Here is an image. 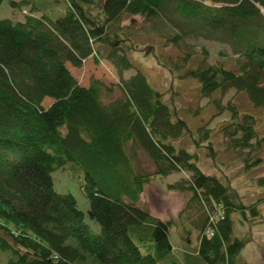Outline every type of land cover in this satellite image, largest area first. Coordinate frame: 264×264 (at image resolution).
I'll list each match as a JSON object with an SVG mask.
<instances>
[{"label":"trees","instance_id":"1","mask_svg":"<svg viewBox=\"0 0 264 264\" xmlns=\"http://www.w3.org/2000/svg\"><path fill=\"white\" fill-rule=\"evenodd\" d=\"M9 1L14 9L31 7L22 19H0V250L11 252L8 264H247L239 255L249 240L235 236L234 218L262 221L264 196L245 203L200 168L197 153L177 144L186 135L213 149L210 131L192 129L184 107L176 98L165 101L166 92L136 66L132 53H152L156 44L140 42L139 29L124 17L145 18L150 25L142 31L161 47H174L160 59L171 76L196 79L215 114L229 111L220 129L225 149L252 168L263 160L264 135L235 97L244 94L264 108V0H211L210 6L206 0H64V13L55 18L29 0ZM202 38L225 45L215 60L198 47ZM89 57L111 62L121 80L81 85L68 63L79 67ZM232 89L235 96L224 103ZM47 97L54 99L49 106ZM139 152L154 162L153 171L136 167ZM68 164L83 173L88 216L100 222V232L73 195L54 189L52 172ZM181 170L188 178L170 187L190 191L187 207H198L201 218L197 247L183 249V259L170 239L174 221L136 205L155 177ZM257 181L264 185V177ZM220 210L223 219L213 222Z\"/></svg>","mask_w":264,"mask_h":264},{"label":"rangeland","instance_id":"2","mask_svg":"<svg viewBox=\"0 0 264 264\" xmlns=\"http://www.w3.org/2000/svg\"><path fill=\"white\" fill-rule=\"evenodd\" d=\"M29 1L30 5H35L41 13L49 14L53 18L63 14L66 7L64 0ZM205 3L209 6L214 5L211 0H206ZM24 4L26 5L25 2ZM30 7H24L21 10L14 9L9 0H4L0 4V19L8 17L14 21L22 19L25 13L23 11H29ZM124 24H132L139 29L138 32L141 35L138 40L147 41L143 43L148 45L156 44L152 53L151 51L153 50L147 51V54L141 52L132 53V59L136 66L145 72L151 85L166 92L164 94L165 101L172 103L173 98H176L177 105L184 107L182 108L183 115H185L192 129L197 130L198 127L203 126L210 131L208 137L212 140L211 146H213V149L208 147V143H205V141H202L203 144L201 145L203 146H197L190 136L186 135L177 144L186 147L190 152L197 153L199 155L197 162L200 168L208 174H215L220 177L224 183L239 192L240 198L245 203L256 202L264 196V185H260L257 181L260 177H264V150L261 149L259 153L263 156V160L252 168L244 166L242 159L233 150H226V136L220 132V129L225 122L230 120L229 111L215 114L216 110L210 100L200 97V83L196 79H174L171 76L169 70L160 63V59L161 55L164 60L168 54H172L174 47L166 46L163 48L160 46L156 36L144 33L142 30H146V27L150 25L145 18L139 15H126ZM197 44L199 48L204 45L210 50L211 60H215L216 54L225 46L215 40H205L203 38L199 39ZM68 66L81 85L89 86L94 78L100 79L108 85L118 83L121 80V76L114 65L105 59L97 63L94 57H89L82 66L74 67L70 63H68ZM134 71V69L127 70L122 76L128 78ZM234 91L233 89L227 91V94L222 97L224 103L230 100L232 96H235ZM235 98L243 113L251 112L256 115L258 133L264 135V108H255L244 94L236 95ZM53 101V98L47 97L43 100V104L49 106ZM193 107H199L200 112L197 115L192 114ZM135 160L136 167L140 170L153 171L155 169L154 162L144 152H139V156ZM81 172L76 165L72 164H68L65 168L56 169L51 174L54 189L59 193L73 195L77 199L79 208L86 213L85 221L93 231L100 232V222L88 216L90 199L80 187L81 179H83V173ZM188 176L189 173L187 171L181 170L165 177H155L152 182L145 186L139 202L136 203L137 206L148 209L163 220L174 221V224L170 227V239L174 245V254L182 259L184 258L183 249L188 247L192 250L197 247L200 230L197 227L200 222L198 223L197 221L201 220V218L198 217V212H194L198 207L192 208V210L187 207L191 192L175 190L170 185L178 183L181 179L188 178ZM258 207L263 216L262 221L258 217L243 223L237 216L234 218L235 236L246 235L248 237L247 240H249L239 255V261H244L247 264H264V201L260 202ZM223 215L220 210L214 220L223 219ZM208 235L211 234L208 233ZM138 245H140V242H138ZM140 248L144 251L143 246L140 245ZM10 256V251L1 249L0 264H8L7 261H9Z\"/></svg>","mask_w":264,"mask_h":264},{"label":"built area","instance_id":"3","mask_svg":"<svg viewBox=\"0 0 264 264\" xmlns=\"http://www.w3.org/2000/svg\"><path fill=\"white\" fill-rule=\"evenodd\" d=\"M215 218L214 217H212V219L211 220H213V222H216V220H214ZM208 233H210L211 235H213V231H212V229H210V231H208Z\"/></svg>","mask_w":264,"mask_h":264},{"label":"water","instance_id":"4","mask_svg":"<svg viewBox=\"0 0 264 264\" xmlns=\"http://www.w3.org/2000/svg\"><path fill=\"white\" fill-rule=\"evenodd\" d=\"M263 12H264V8H262Z\"/></svg>","mask_w":264,"mask_h":264}]
</instances>
